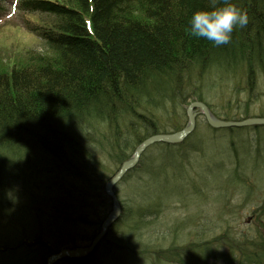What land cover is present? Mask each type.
Returning a JSON list of instances; mask_svg holds the SVG:
<instances>
[{
  "label": "trees",
  "instance_id": "16d2710c",
  "mask_svg": "<svg viewBox=\"0 0 264 264\" xmlns=\"http://www.w3.org/2000/svg\"><path fill=\"white\" fill-rule=\"evenodd\" d=\"M229 3L249 22L234 28L228 44L190 33L194 12ZM10 8L39 47H22L19 35L2 31L8 20L0 22V264H45L81 237L89 242L111 209L105 184L142 140L180 130L193 99L220 119L250 116L246 104L216 111L209 91L228 85L250 94L264 84V0H0V17ZM203 125L221 141L218 148L196 135L198 124L181 143L149 145L114 186L121 211L103 245L87 258L55 264H96L91 257L100 250L149 253L150 264H264V228L232 233L224 225L207 237L199 228L189 198L224 203L245 181L242 164L252 163L235 141L227 147L219 129ZM221 176L222 188L201 195V179ZM182 181L186 191L174 197L192 211L162 232L169 240L149 241L154 218L170 205L167 188ZM260 214L257 229L264 225ZM56 222L74 232L53 229L54 241L46 229ZM81 225L93 231L76 240Z\"/></svg>",
  "mask_w": 264,
  "mask_h": 264
},
{
  "label": "rangeland",
  "instance_id": "374dc122",
  "mask_svg": "<svg viewBox=\"0 0 264 264\" xmlns=\"http://www.w3.org/2000/svg\"><path fill=\"white\" fill-rule=\"evenodd\" d=\"M0 22L1 23L5 22L3 25L5 29L2 30L4 33L9 31L12 32V35L14 37L18 35L21 37L22 42L20 40V43L23 44L21 45L22 47L24 48L39 47L38 46L39 39H37L36 36L31 35L28 31L26 32L24 28L21 27L22 23L20 21L19 11L10 8L7 13H5L2 17H0ZM10 25H13V28L7 27ZM252 90L253 91L249 94L247 89H242L241 87L237 88L235 92L230 91L228 85H224L223 87L221 86V88L219 89L213 87L209 91L210 94L208 101L214 104V108L218 112H222V110L224 108H227L228 106H231L233 108V111L237 112L240 111V109H238V104L240 105L246 104L248 115L260 116L264 114V84L256 85L253 87ZM229 103L230 105H228ZM245 117L248 116H244L240 119H244ZM197 124L200 126V129H198L199 131L196 132L197 136L207 137L206 139L207 143L210 144L212 149L214 147L217 146L219 147L221 145V141L219 139L216 138L210 139L209 138L210 133L206 131V129H203L202 126H204L203 125L204 119L202 116L201 117L198 116ZM218 131H221L220 133L223 134V138H222L223 144L227 145L228 147L230 140L235 141L239 145L240 154L243 156L248 155L247 158L251 159L253 165L252 163H248L246 164L247 166H244L241 162L244 173H241L240 176H242L243 178L245 177V181L240 182L236 186V188L233 187L235 190V194H233L232 198H227L224 203H219L218 201L216 203H213L212 202L213 200L210 198L205 200L202 199V201H200L198 199L196 200V198L194 197L192 199L189 198V200L193 204L194 209L197 208V212L195 216L201 217L200 221L203 224H200L199 228L202 229V231H204L205 234L208 233L206 234L205 237L219 233L224 225H226V228L231 230L232 233L243 231L247 234H249V232L254 234L256 230L264 228V225L259 226L258 229L256 228L258 224L257 222H259V220L256 218L257 213L259 212L261 213L260 218H262V220L264 221V126L260 125L258 127H255V129L253 127H247V126L223 128V129H219ZM259 152L261 154H258ZM230 161L234 162V160H230ZM200 167H202V169L200 168L201 169L200 172H201L203 168H206V163L205 162L200 163ZM230 167H231L230 165L227 166L228 169ZM239 167L238 166L236 167L237 172ZM201 177L206 178L205 173L204 174L202 173ZM206 179L204 180L201 179V181L199 182L201 184L197 186L203 188L202 189L203 191L201 190L202 191L201 195H204V191L206 190H208L207 195H210L218 191L215 188H222V181L224 177L221 176V178H215V180L211 179L209 181H206ZM176 183L177 184H175V186L172 184L173 185L172 190H169L168 188L166 190V195L169 197V200H171L170 205L164 207L163 210L161 211L162 213L156 218H154L155 227H156L154 230L156 234H153L152 238H150L149 241L151 242L154 241L155 243H158L164 239L169 240L170 236L166 235L167 233L164 234V236H161L162 232H164L165 230H166L165 232H167L168 229H170L174 225L175 223L174 221L178 218V216H182L184 215V213L192 211L189 210L192 208V206H189V203L184 204L182 201L181 204L179 200L175 199L174 197L177 191H186L185 188L188 185L184 181H182L180 184H178V182ZM217 185L218 187H215ZM211 189H215V190H211ZM119 192L124 193L125 198H127L130 195L129 193H131L125 189L124 184L120 186ZM187 194H189V192H187ZM173 198L174 200H172ZM199 205L200 207L204 208L202 212L199 208ZM259 206H261L262 209L261 211L258 212ZM42 226H46V224H43ZM51 227L52 228L49 227L46 230H49V234L51 235L50 237L53 238L54 241H56L57 238H55V236L53 235L54 233L53 229H55L56 231L69 230L70 232H74L73 226H70L68 223L67 224L61 222L51 223ZM77 230L82 233H78L79 235L77 236L76 240H78V238H80L83 233H84V237L87 238L88 235H90L91 232L93 231V229L90 228V226H85V225H81L80 228H78ZM105 237L106 236H104L103 238ZM178 238H181V236L179 235ZM101 240L95 246L94 251L98 247L103 245V243H101ZM90 241L91 239L89 240V242ZM89 242L83 241V237H81V239L77 241V243L75 244L73 243L70 246H64L62 248L86 246L89 244ZM100 251L98 253H95L94 256L91 257L93 261H95L94 263L96 264H150L148 262V258L151 257L149 253L138 254L137 256L135 255V257L126 256L123 254L118 255L114 253H109L100 256ZM88 256L79 257V258H87ZM79 258H75V259H79ZM62 264H73V262L72 263L62 262Z\"/></svg>",
  "mask_w": 264,
  "mask_h": 264
},
{
  "label": "water",
  "instance_id": "95a60500",
  "mask_svg": "<svg viewBox=\"0 0 264 264\" xmlns=\"http://www.w3.org/2000/svg\"><path fill=\"white\" fill-rule=\"evenodd\" d=\"M198 110V111H197ZM197 112L203 114L205 121L211 127L223 128V127H244V125H264V117H246L240 120H225L219 119L214 114H211L207 105L202 101L192 100L186 108L187 121L185 126L180 128L178 131H173L170 133H159L149 135L146 139L138 144L135 151L132 153L128 159H126L118 168L117 172L107 181L104 190L105 193L110 197L111 209L107 213L106 217L101 221L99 231L94 235L88 245L79 247H68L61 248L56 253H51L47 256L46 264H54L60 258L72 257L79 258L90 255L94 251L95 246L100 242L105 236L110 224L117 220L120 216L121 203H119L116 193H114L113 187L118 181L128 172L129 169L133 168L139 162L140 155L147 149V147L152 143L165 142L178 143L183 141L195 128Z\"/></svg>",
  "mask_w": 264,
  "mask_h": 264
},
{
  "label": "clouds",
  "instance_id": "9594fccd",
  "mask_svg": "<svg viewBox=\"0 0 264 264\" xmlns=\"http://www.w3.org/2000/svg\"><path fill=\"white\" fill-rule=\"evenodd\" d=\"M215 4V0H213ZM248 13L229 3L220 7L197 10L190 19V33L211 41L216 46L226 45L232 39L235 27H245Z\"/></svg>",
  "mask_w": 264,
  "mask_h": 264
},
{
  "label": "bare ground",
  "instance_id": "6f19581e",
  "mask_svg": "<svg viewBox=\"0 0 264 264\" xmlns=\"http://www.w3.org/2000/svg\"><path fill=\"white\" fill-rule=\"evenodd\" d=\"M47 262V261H46ZM46 264V263H45Z\"/></svg>",
  "mask_w": 264,
  "mask_h": 264
}]
</instances>
